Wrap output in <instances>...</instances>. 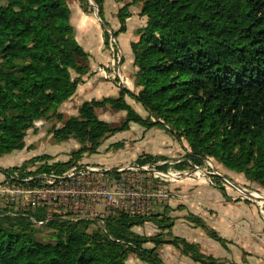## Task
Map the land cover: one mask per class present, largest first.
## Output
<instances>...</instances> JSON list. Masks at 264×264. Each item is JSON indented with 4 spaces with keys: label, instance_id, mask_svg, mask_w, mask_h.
Instances as JSON below:
<instances>
[{
    "label": "trees",
    "instance_id": "obj_1",
    "mask_svg": "<svg viewBox=\"0 0 264 264\" xmlns=\"http://www.w3.org/2000/svg\"><path fill=\"white\" fill-rule=\"evenodd\" d=\"M79 1L100 18L105 47L125 30L128 5H140L146 24L130 41L137 89L118 85L116 95L83 100L76 113L65 115L60 105L91 72L89 53L70 22L69 0H0V154L24 148L28 129L40 119H54L47 130L55 140L74 137L79 143L66 160L44 153L0 167L5 179L41 184V174L80 167L83 153L96 151L105 137L136 122L165 128L189 149L174 163L167 155L142 152L134 164L166 171L202 165L211 157L264 187V0H128L117 12L115 30L104 18V0ZM126 95L139 101L146 115ZM100 107L122 109L125 115L111 124L98 116ZM214 178L226 194L222 178ZM49 212L1 199L0 264H130L129 254L145 264H168L159 253L161 244L203 264H239L172 234L173 217L165 211L117 209L102 223ZM187 219L224 243L198 215ZM146 221L158 232L134 229Z\"/></svg>",
    "mask_w": 264,
    "mask_h": 264
},
{
    "label": "rangeland",
    "instance_id": "obj_2",
    "mask_svg": "<svg viewBox=\"0 0 264 264\" xmlns=\"http://www.w3.org/2000/svg\"><path fill=\"white\" fill-rule=\"evenodd\" d=\"M143 16L145 26L147 17L144 14ZM97 66L98 64L94 70L90 69L91 72L82 77L93 76ZM89 83L93 84L94 81L91 80ZM99 84H102V88L96 91V98L102 97L107 92L105 83ZM93 92L90 91L87 95ZM108 94L111 93L108 92ZM79 99L73 97L68 100L64 108L59 107V109L65 115L73 113ZM130 103L141 115H146L147 112L139 101L131 99ZM96 112L99 117L111 124H117L125 115V110H113L110 107H100ZM53 122H55L54 119H41V122H35L34 126L27 131L24 148L0 154V167L19 165L32 156L44 153L49 154L55 160H66L71 150L76 149L79 143L74 137L55 140L47 130ZM129 126L127 129L116 131L105 137L96 151L83 153L79 160L80 163L101 164L113 168L126 167L128 164H134V158L144 151H159L156 154L165 153L169 158L168 161L174 163L189 149L184 139H177L165 128L156 126L145 128L136 122H130ZM147 164V170L126 171L129 184L166 192L164 199L151 200L152 207L145 208V211H165L173 217L170 232L197 242L205 253L239 264H255L256 262L264 264L263 258L259 259L256 255L257 245L263 239L258 225L261 220H264L263 186L249 181L241 173L225 168L211 157L206 158L202 165H196L198 167L193 165L185 169L170 167L163 171L157 169L155 164ZM1 174H3L2 171H0V182L5 179ZM216 175L222 178L224 183L221 180V184L226 194L215 186L214 176ZM231 182L246 188L252 196L245 195ZM1 199L3 197L0 195V201ZM96 209L104 210L105 205L98 203ZM190 214L198 215L208 227L214 228L225 239L224 243L208 234L203 227L189 221L187 216ZM134 229L145 234H153L159 230L149 221L134 226ZM164 236L168 238L169 234ZM159 247L161 258L168 264H203L181 253L173 245L161 244ZM127 262L145 264L134 254H129Z\"/></svg>",
    "mask_w": 264,
    "mask_h": 264
},
{
    "label": "built area",
    "instance_id": "obj_3",
    "mask_svg": "<svg viewBox=\"0 0 264 264\" xmlns=\"http://www.w3.org/2000/svg\"><path fill=\"white\" fill-rule=\"evenodd\" d=\"M89 2L92 4L91 0ZM108 49V63L99 65L96 72L115 79L118 85L128 86L130 79L120 67L122 51L116 37L111 36ZM36 122H41V119ZM147 167V163L128 164L118 168L86 163L80 167L72 166L62 174L43 173L41 176L45 180L37 185L12 183L9 179H4L0 182V195L6 201H13L20 206L45 207L50 212L71 218H99L98 221L102 223L103 216L116 212L117 209L136 213L150 212L145 211V208L152 207L150 202L166 197L165 191L129 184L127 170L140 172L147 170ZM98 203L104 204L105 209L97 210Z\"/></svg>",
    "mask_w": 264,
    "mask_h": 264
},
{
    "label": "crops",
    "instance_id": "obj_4",
    "mask_svg": "<svg viewBox=\"0 0 264 264\" xmlns=\"http://www.w3.org/2000/svg\"><path fill=\"white\" fill-rule=\"evenodd\" d=\"M128 0H104L103 13L104 18L108 21L111 29L115 30L119 27V19L117 17L118 10L127 2ZM70 8V22L73 26V31L77 41L83 46V48L89 53V66L90 69L94 70L96 64L101 65L108 63L110 59V51L108 47L103 44V25L100 18L97 16L96 11H86L80 4L79 0H69ZM130 14L125 18V30L119 32L116 37V42L122 51V58L120 61V67L130 79V84L127 86L129 89H137L133 86V80L131 73L134 71L135 66L133 65V56L130 48V41L137 37L136 30L138 28L144 27V16L139 14L140 5L130 4L127 7ZM97 66V67H98ZM93 80L94 83L90 84L89 81ZM104 82L107 87V92L102 95H116L118 93V84L112 81L111 78H106L98 72L91 77H82V81L77 85L75 93L64 101L60 107L64 108L68 100L73 97H77L79 102L76 106L74 114L77 112L79 104L82 102L83 98L90 99L96 97V91L102 88ZM98 84V85H97ZM90 91H94L87 95ZM110 92L111 94H108ZM98 97V96H97ZM126 100L130 103V96H125ZM86 100V99H83ZM131 104V103H130ZM130 127V126H129ZM150 153H159L154 151H144ZM164 155H167L163 153ZM136 158V157H135ZM134 158V159H135ZM4 176V174H1ZM260 226V233L264 239V220H261L258 224ZM261 239V243L257 245V256L264 262V240ZM160 247H158L159 250ZM255 264H261L256 262ZM263 264V263H262Z\"/></svg>",
    "mask_w": 264,
    "mask_h": 264
},
{
    "label": "water",
    "instance_id": "obj_5",
    "mask_svg": "<svg viewBox=\"0 0 264 264\" xmlns=\"http://www.w3.org/2000/svg\"><path fill=\"white\" fill-rule=\"evenodd\" d=\"M233 184V182H231ZM236 188H238L240 191H242L245 195L247 196H252L251 192L249 190H247L246 188L237 185V184H233Z\"/></svg>",
    "mask_w": 264,
    "mask_h": 264
}]
</instances>
